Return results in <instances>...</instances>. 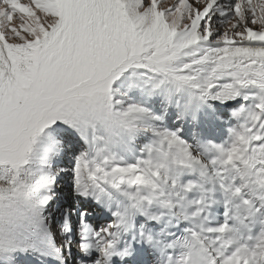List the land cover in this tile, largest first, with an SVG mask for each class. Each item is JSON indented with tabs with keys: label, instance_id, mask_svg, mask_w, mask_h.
I'll use <instances>...</instances> for the list:
<instances>
[{
	"label": "snow or ice",
	"instance_id": "snow-or-ice-1",
	"mask_svg": "<svg viewBox=\"0 0 264 264\" xmlns=\"http://www.w3.org/2000/svg\"><path fill=\"white\" fill-rule=\"evenodd\" d=\"M0 264H264V0H0Z\"/></svg>",
	"mask_w": 264,
	"mask_h": 264
}]
</instances>
